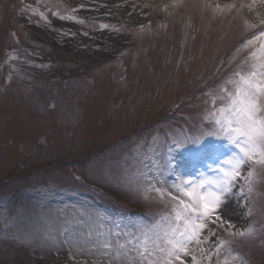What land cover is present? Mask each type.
Listing matches in <instances>:
<instances>
[{
	"label": "rangeland",
	"instance_id": "1",
	"mask_svg": "<svg viewBox=\"0 0 264 264\" xmlns=\"http://www.w3.org/2000/svg\"><path fill=\"white\" fill-rule=\"evenodd\" d=\"M261 21L264 0H0V264H137L171 207L150 185L187 199L242 155L214 120L260 70ZM233 184L204 264H264V166Z\"/></svg>",
	"mask_w": 264,
	"mask_h": 264
},
{
	"label": "snow or ice",
	"instance_id": "2",
	"mask_svg": "<svg viewBox=\"0 0 264 264\" xmlns=\"http://www.w3.org/2000/svg\"><path fill=\"white\" fill-rule=\"evenodd\" d=\"M260 35L264 36V31ZM258 67L259 71L253 70L247 76L240 77L235 91L227 95V106H221L215 113L217 118L214 123L219 131L240 147L242 155L230 162V168L223 171L219 179H202L198 183L189 181L176 186L177 191L187 199L173 195L169 189L150 185V190L158 198L171 201V207L169 214L162 218L165 225L162 236H158L150 248L145 241L136 249L135 254L139 257L137 264H185L186 257L191 258L192 264H204L212 259L210 251L203 247V232L208 228L210 218L212 223L224 222L223 215L218 213L221 212L225 195L231 191L232 181L240 176L244 163L252 161L264 166V46ZM224 91L227 92V89ZM196 143H200V140ZM215 250L218 254L220 245Z\"/></svg>",
	"mask_w": 264,
	"mask_h": 264
},
{
	"label": "bare ground",
	"instance_id": "3",
	"mask_svg": "<svg viewBox=\"0 0 264 264\" xmlns=\"http://www.w3.org/2000/svg\"><path fill=\"white\" fill-rule=\"evenodd\" d=\"M86 41L85 39H83ZM75 41H78L77 36L71 35V34H66L63 36L61 39V42L63 45H72ZM92 43V40H88V43ZM224 151H219L218 159L213 162V163H205L202 169V174L201 177L205 179H212L215 180L217 179L218 173H214V170L217 168L218 165H220V168L222 170L223 166L226 167V170L230 168V159L226 157ZM217 163V164H216ZM216 164V165H215ZM235 190V184L231 186V191L227 193L224 197V204L222 205L223 211H225L226 214H229L230 216H233V212L235 211V205H234V193L233 191ZM232 212V213H231ZM234 217V216H233Z\"/></svg>",
	"mask_w": 264,
	"mask_h": 264
}]
</instances>
